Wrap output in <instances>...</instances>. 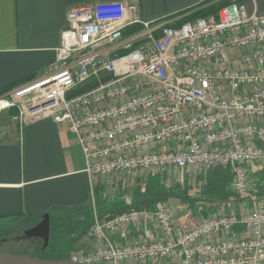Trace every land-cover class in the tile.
Instances as JSON below:
<instances>
[{
	"label": "built area",
	"instance_id": "2783aa9c",
	"mask_svg": "<svg viewBox=\"0 0 264 264\" xmlns=\"http://www.w3.org/2000/svg\"><path fill=\"white\" fill-rule=\"evenodd\" d=\"M13 106L19 119L66 123L92 177L226 166L247 200L241 213L218 209L182 232L161 200L95 219L94 247L74 252V264H264V193L251 190L248 172L264 164V13L234 1L173 27L126 1L71 6L56 61L0 97V111ZM153 221L155 240L110 238Z\"/></svg>",
	"mask_w": 264,
	"mask_h": 264
},
{
	"label": "crops",
	"instance_id": "0c3cea01",
	"mask_svg": "<svg viewBox=\"0 0 264 264\" xmlns=\"http://www.w3.org/2000/svg\"><path fill=\"white\" fill-rule=\"evenodd\" d=\"M103 1L133 3L141 19L177 27L219 0H0V90L9 87L0 97L38 80L56 61L69 7ZM242 1L248 11L264 13V0ZM17 114L11 108L0 111V264H74V252L94 247L95 219L132 207L152 210L157 200L171 210L178 232L218 209L244 210L229 194L232 177L226 166L153 169L131 178L120 173L92 177L66 123L29 115L19 119ZM263 165L248 170L262 177ZM44 214L49 221L46 245L24 235ZM158 237L154 221L110 234L118 245Z\"/></svg>",
	"mask_w": 264,
	"mask_h": 264
},
{
	"label": "rangeland",
	"instance_id": "374dc122",
	"mask_svg": "<svg viewBox=\"0 0 264 264\" xmlns=\"http://www.w3.org/2000/svg\"><path fill=\"white\" fill-rule=\"evenodd\" d=\"M11 109H14L16 112H17V107H15V106H13V107H11ZM262 165V164H261ZM264 166V165H263ZM249 167V166H248ZM248 172H249V178H250V186H251V190L254 192V193H264L263 191L264 190H262L263 188H264V176H258V175H254L253 173H251L249 170H248ZM259 184H262L259 188H258V186L257 185H259ZM256 185V186H255ZM258 188V189H257ZM228 191H229V194H231V196H233L234 197V199L236 200L237 199V201H236V205H238L239 203L242 205V208L244 207V208H246L247 206H248V203H247V200H245V199H242V197H240V196H238L236 193H234L233 192V190H232V178H231V186L228 188ZM238 203V204H237ZM241 207V206H240ZM238 210H240V209H238ZM241 229L238 227V226H236V227H233L232 228V231H231V233H234V232H239Z\"/></svg>",
	"mask_w": 264,
	"mask_h": 264
},
{
	"label": "water",
	"instance_id": "95a60500",
	"mask_svg": "<svg viewBox=\"0 0 264 264\" xmlns=\"http://www.w3.org/2000/svg\"><path fill=\"white\" fill-rule=\"evenodd\" d=\"M48 234H49V221H48V214H44L42 216L41 221L36 224L31 229L24 232V235L28 238L31 237H38L44 241V244L46 245L48 241Z\"/></svg>",
	"mask_w": 264,
	"mask_h": 264
},
{
	"label": "trees",
	"instance_id": "16d2710c",
	"mask_svg": "<svg viewBox=\"0 0 264 264\" xmlns=\"http://www.w3.org/2000/svg\"><path fill=\"white\" fill-rule=\"evenodd\" d=\"M234 1H242V0H219L214 2L213 4L209 5L208 7L201 9L199 12L195 13L193 16H191V18H196V17H200V16H205V15H209V14H214L216 13L221 7H223L224 5H227L231 2ZM190 18V17H189ZM9 87H6L4 89L0 90V94L2 92H4L5 90H7ZM86 87H82L79 89L78 92H81L85 89Z\"/></svg>",
	"mask_w": 264,
	"mask_h": 264
}]
</instances>
